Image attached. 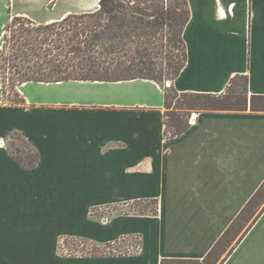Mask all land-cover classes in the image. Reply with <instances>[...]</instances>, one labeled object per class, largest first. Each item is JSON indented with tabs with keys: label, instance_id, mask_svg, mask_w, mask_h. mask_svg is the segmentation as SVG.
<instances>
[{
	"label": "crops",
	"instance_id": "0c3cea01",
	"mask_svg": "<svg viewBox=\"0 0 264 264\" xmlns=\"http://www.w3.org/2000/svg\"><path fill=\"white\" fill-rule=\"evenodd\" d=\"M188 1V59L169 84L221 94L237 73L248 75L250 94H264V0ZM66 3L0 0V47L11 18L40 14L51 23L97 8ZM1 88L0 75V264L202 259L264 181V112H198L167 138L165 89L149 78L26 81V104L15 106ZM15 131L40 153L32 169L9 153ZM145 198L157 200V214L92 215ZM133 235L141 248L128 255L60 252L65 237L103 245ZM222 264H264V211Z\"/></svg>",
	"mask_w": 264,
	"mask_h": 264
},
{
	"label": "trees",
	"instance_id": "16d2710c",
	"mask_svg": "<svg viewBox=\"0 0 264 264\" xmlns=\"http://www.w3.org/2000/svg\"><path fill=\"white\" fill-rule=\"evenodd\" d=\"M190 10L188 0H100L99 7L95 10L70 13L65 18L51 23L36 25V22L31 21V26H20L14 30L12 24L26 19L16 16L12 22L5 24L1 39L0 75L3 99L10 106L25 105L26 99L18 88L26 81H120L149 78L161 84V77L157 74L162 73V68H157L155 52L158 53V49L164 47V38L167 41L168 53H173V56L168 57V73L175 79L188 59L184 28L189 22ZM174 49L182 50L181 58L179 55L175 56ZM248 81V75L236 73L221 94L180 92L171 85V89L165 88V107L170 108L173 95L171 92H180L182 96L177 108L183 112L193 109L201 113L240 112L248 109L264 112V94H250ZM8 87L12 89L14 96H8ZM164 115V134L167 138L180 135L191 126L186 113L168 111ZM14 135L20 138L22 144L16 147V151L9 149V153L26 169L34 168L40 160V153L20 132L15 131L11 137ZM149 201L154 202L155 210L145 212L139 209L134 214H157L156 199L145 198L122 204L138 206ZM94 211L95 209H92V213ZM263 211L264 181L202 259L163 258L161 264H209V258L220 246L225 250L231 241L241 234L238 243ZM125 237L109 241L105 246L119 243ZM68 238L75 237H65L64 240ZM80 239L88 241L86 238ZM60 248L62 249V246ZM233 250L234 247L228 255ZM110 251L66 255H128L127 252L117 254ZM224 259L219 264H222Z\"/></svg>",
	"mask_w": 264,
	"mask_h": 264
},
{
	"label": "rangeland",
	"instance_id": "374dc122",
	"mask_svg": "<svg viewBox=\"0 0 264 264\" xmlns=\"http://www.w3.org/2000/svg\"><path fill=\"white\" fill-rule=\"evenodd\" d=\"M99 6V0H67L66 3V10H72V9H88V10H92L95 7ZM23 17H26V19L23 20H19L18 22H15V24H12V29H17L20 26H31L30 22L34 21L36 22L35 24H40L42 23L41 19L42 16L40 14H36L34 16H29V15H24ZM13 18H11L8 22H12ZM6 22V24L8 23ZM5 27V26H4ZM164 47L163 48H159L158 49V53L157 51L155 52L156 55V60L158 62L157 68L161 69L162 68V73L157 74L161 80V85L164 87V89H171L170 86L166 85L165 82H169L172 81L171 79H173V75H170L169 72V67L167 64L168 61V57L169 56H173V53H168V49L166 48V44L167 41L164 38ZM174 53L175 56L179 55L178 57L181 58V54H182V50H178V49H174ZM178 60V59H177ZM6 82H8L6 80ZM2 84V82H1ZM8 91V96L12 97L13 92L11 91L12 89H10V87L7 88ZM19 89V88H18ZM173 95L171 96L170 99V108L167 109L165 108V112L171 111V112H177V113H183L188 116V118L192 119L193 114L198 113L199 111L196 109H193L191 111H187V112H183L182 110L178 109V103L179 100L181 99V93H173L171 92ZM185 115V116H186ZM191 123V122H190ZM7 147L8 150H13L16 151V147H19L22 144V141L20 140V138H18L17 136L14 135V137H10L9 142H7ZM141 209L142 211L145 212H150L152 210H155V204L153 201H149V202H144L142 204H138V206H134V204L131 205H126V204H119V205H106V206H102V207H98L95 209V211L92 213L93 217L95 218H99V219H111V217L116 216V215H120V214H134L136 213L135 211ZM246 228H244L245 230ZM243 230V231H244ZM243 231L241 233H243ZM239 237H241V234L234 238L233 241H231V243L226 247V249L224 250L221 246L217 249V252L215 254H212L211 257L209 258L210 263L209 264H219L221 260H223L225 258L226 255L229 254L230 250H232L233 247H235ZM140 243V238L138 235H133V236H129V237H125V239H123L122 241H120L119 243L110 245V246H105V244L103 245H99L95 242H92L91 240H82V239H65L64 238L61 240L60 242V247L62 246V249L60 248V252L62 254H68V253H75V254H86V253H100L102 251H110L111 253H123V252H127L129 253H134L137 252L138 250V245ZM110 248V250H109ZM222 249L224 251H222Z\"/></svg>",
	"mask_w": 264,
	"mask_h": 264
},
{
	"label": "built area",
	"instance_id": "2783aa9c",
	"mask_svg": "<svg viewBox=\"0 0 264 264\" xmlns=\"http://www.w3.org/2000/svg\"><path fill=\"white\" fill-rule=\"evenodd\" d=\"M165 84H166L167 86H168V85L170 86L169 82H167V81L165 82ZM140 240H141V238H140ZM140 248H141V243H139V245H138V250H137V251H139Z\"/></svg>",
	"mask_w": 264,
	"mask_h": 264
}]
</instances>
